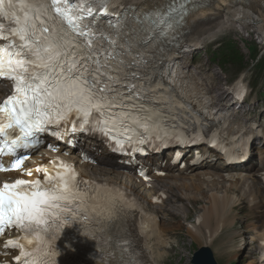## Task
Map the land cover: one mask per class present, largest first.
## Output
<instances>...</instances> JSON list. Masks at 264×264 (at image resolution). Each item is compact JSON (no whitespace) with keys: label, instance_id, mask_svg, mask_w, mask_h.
I'll use <instances>...</instances> for the list:
<instances>
[{"label":"snow or ice","instance_id":"1","mask_svg":"<svg viewBox=\"0 0 264 264\" xmlns=\"http://www.w3.org/2000/svg\"><path fill=\"white\" fill-rule=\"evenodd\" d=\"M112 2L0 0V80L10 81L13 89L0 103V157H12L0 171L32 175L23 165L43 143L41 134L69 122L72 131L91 127L119 148L143 144L152 135L179 138L154 113L137 117L129 110L130 97L120 87L117 41L95 26L97 16L110 14ZM188 2L168 0L156 26L179 24ZM37 171L44 173L43 181L18 178L0 185V236L9 229L22 233L4 243L5 249H19L15 264H55L59 252L53 245L64 228L110 219L120 199L114 187L83 180L66 161H51Z\"/></svg>","mask_w":264,"mask_h":264},{"label":"bare ground","instance_id":"2","mask_svg":"<svg viewBox=\"0 0 264 264\" xmlns=\"http://www.w3.org/2000/svg\"><path fill=\"white\" fill-rule=\"evenodd\" d=\"M129 1L131 3L133 0ZM165 1L166 0H143V3H140L139 8L144 12H149L152 9H157L161 3L164 5ZM210 3V6L193 10L187 18L184 26H182L178 31L183 39L182 42L184 45L189 44L188 47L192 48L193 45L207 44L208 42L218 39L219 36L224 34L227 30L238 27H241L242 29L250 28L251 30H254V32L260 35L262 42H264V0H217ZM211 55L213 57H219L221 54L212 53ZM184 60H186L185 57L182 61ZM178 65L182 71L176 73L173 80L179 85H182L185 89H194L196 87L197 94L202 97V110L209 113L211 110L210 107L213 108L215 103L214 101L216 99L211 97L206 89V87L211 84L208 80L209 77L205 76V79L203 80L199 78L200 73H191L188 66L183 67L180 62ZM225 102L226 99L223 98L220 101V104ZM99 159L103 166L112 168L114 171L113 175L119 173L116 170L119 167L114 166V161L111 160L110 157L99 156ZM153 162L156 164L157 160H154ZM167 166L168 163L166 168ZM102 169L104 168L95 169L97 177V174H99ZM90 170L91 169H88L87 171L90 173ZM168 170L170 171V174L168 178L162 182L167 184V189L171 192L183 190L187 187L188 181L193 178V175L188 174L189 168L178 172L175 167L169 166ZM101 176L103 177L106 175L101 174ZM250 177L251 176H243L242 180L247 183ZM109 178L114 180V178H111L110 176ZM167 180H169V182H166ZM242 180H236L233 184L239 185ZM258 182L259 180H257V184H259ZM205 184L207 183L205 182ZM144 191L148 195H151V191L148 188H144ZM190 196H192V194H190ZM177 197L185 199L186 195L179 194ZM198 197L206 198L205 195H198ZM232 201L233 200L231 199H225L222 203L221 200V203L216 210L211 211L209 208H205V211L198 212L197 215H203L200 217L202 223L198 226L193 225L192 229L188 231L190 239L196 240L199 239V236H202V240L205 241L204 243H212L218 240L223 234V231L226 230L225 226L229 220V212L231 211ZM182 207L183 205L181 203L180 208ZM154 218L155 227L150 232H146L147 226L144 224L145 227L140 231L136 244H138L139 249L144 248L142 253L143 255L147 257L152 256L150 262L159 263L158 258L160 253L158 252V249L162 247H170V245L167 240H161L163 227L160 223L161 220L159 212H156ZM173 227L177 228L178 226ZM152 242H155V244L149 246ZM198 260H203V257H198ZM197 264L202 263L197 262Z\"/></svg>","mask_w":264,"mask_h":264},{"label":"rangeland","instance_id":"3","mask_svg":"<svg viewBox=\"0 0 264 264\" xmlns=\"http://www.w3.org/2000/svg\"><path fill=\"white\" fill-rule=\"evenodd\" d=\"M229 41H232L231 47H233L234 49L237 48L239 54H242L243 56L248 55V53L246 52V50L248 49H246L244 42L249 43V45H251L253 42H256L254 46L257 45L262 53L264 50V42H262L260 35H258L256 32H254V30H251L250 28L242 29L241 27L227 30L224 34L219 36V39L217 41L204 46V49L205 51H207V53H209L214 51L216 48H219L220 42L227 43ZM204 49L200 51L198 50L196 56L197 59L195 60L196 67L198 66V70H201L202 72V74H200V77L202 79H205V76H208L209 77L208 80L211 82V84H209V88L212 89L214 91V94H216L219 98H224V99L226 98V100L229 102L228 103L229 105L233 104L234 100L232 99L231 96H228L227 93L229 92V88L233 87L234 82L238 83L241 80H244L245 82L249 80L250 82H252L253 79L254 80L259 79L261 77L263 78V80L261 81L259 86L261 88L264 87V63L261 64L260 66H257L256 62L251 63V65L247 66L245 69L247 70V72H245L244 75L242 74L243 76L238 77L243 68L238 67L233 73L226 74V72L221 71V66H222L221 62L216 61L212 56H209L205 52L201 54ZM226 54L228 56H231L232 51L228 49ZM222 68L224 70L226 69L225 66H223ZM195 70L196 69H194V71ZM189 230L190 229L186 225H182L181 228H178L177 231L180 232V237H181L180 244L174 250L167 251L166 254L167 257L164 263L167 262L172 256L177 255V253H184L186 251L187 252L189 251L190 247L192 246L191 239L188 233ZM235 244H236L235 242L232 243L226 251V255L228 256V259L230 261L235 260V256H234L235 249L231 247L232 245Z\"/></svg>","mask_w":264,"mask_h":264}]
</instances>
